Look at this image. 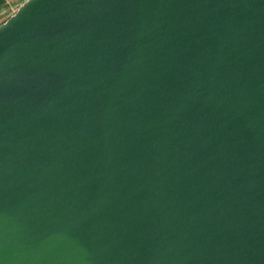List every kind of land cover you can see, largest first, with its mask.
Returning <instances> with one entry per match:
<instances>
[{
  "label": "water",
  "instance_id": "1",
  "mask_svg": "<svg viewBox=\"0 0 264 264\" xmlns=\"http://www.w3.org/2000/svg\"><path fill=\"white\" fill-rule=\"evenodd\" d=\"M0 264H264V0L15 6Z\"/></svg>",
  "mask_w": 264,
  "mask_h": 264
},
{
  "label": "crops",
  "instance_id": "2",
  "mask_svg": "<svg viewBox=\"0 0 264 264\" xmlns=\"http://www.w3.org/2000/svg\"><path fill=\"white\" fill-rule=\"evenodd\" d=\"M23 0H0V21L3 20L12 9Z\"/></svg>",
  "mask_w": 264,
  "mask_h": 264
}]
</instances>
